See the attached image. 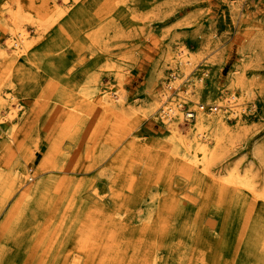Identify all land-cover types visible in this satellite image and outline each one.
<instances>
[{
    "label": "rangeland",
    "instance_id": "1",
    "mask_svg": "<svg viewBox=\"0 0 264 264\" xmlns=\"http://www.w3.org/2000/svg\"><path fill=\"white\" fill-rule=\"evenodd\" d=\"M35 3L56 8V21L42 31L24 24L38 51L33 78L8 82V63L0 60V92L26 111L14 128H0V264H264V253L248 251L244 221L227 206L213 208L215 189L172 167L163 151L173 150L166 127L145 110L180 69L170 53L184 48L191 64L179 86L203 77L204 87L225 95L240 93L237 85L249 90L240 116L226 117L210 172L252 171L263 192L264 0ZM8 36L1 27V46ZM85 87L99 89L95 100L100 90L122 93L124 113L88 105ZM199 103L204 112L215 104ZM136 137L158 153L136 150ZM15 170H23L24 182L6 198L3 184ZM178 201L193 213H179Z\"/></svg>",
    "mask_w": 264,
    "mask_h": 264
},
{
    "label": "bare ground",
    "instance_id": "2",
    "mask_svg": "<svg viewBox=\"0 0 264 264\" xmlns=\"http://www.w3.org/2000/svg\"><path fill=\"white\" fill-rule=\"evenodd\" d=\"M63 1L65 4L68 3V0ZM35 4V0H0V24L1 27H4L9 32L5 46L0 45V60H2L3 63H8V68H6L8 82H12L15 79L20 80V78L30 79L34 76L32 75V66L34 60L36 61L38 57V51L36 52L34 48L36 43L27 39V30L24 24L26 22H32L37 31H42L46 30L45 28H48L52 22L56 21V13L54 14L56 8H53L54 10H49L45 3H41L36 8ZM34 16H36V18ZM5 17L8 18V21L5 20ZM170 56H172L171 59L174 65L180 66V69L177 73L175 72L172 74L170 82H165L163 84V91L160 92V95L150 100L145 106V110L149 116L161 121L166 127V140L172 146L173 150H163L165 153H168V156L165 157L172 161L170 162L173 163L171 164L172 167L174 165V167L179 166L180 169H183L191 181H195L208 191L214 188L216 194H214L212 203L213 208L219 211L227 206V210H231L232 213L239 218V221H244L240 224V228L244 227L245 233L242 235H244V237L247 235L246 243L247 248H249V253L253 254L257 251L264 253V189L263 192L257 189V184H255L256 182L254 180L256 175H252V171L248 170L244 172V175L240 174L236 168H231L228 175L224 176L213 175V173L210 172V166L215 164L216 154L225 141V128L227 126L226 117L238 118V116H240V110H244L243 107L241 109H238V107L243 105L242 101L248 99L251 93L249 90L243 89L241 85H237L240 89V93H236L237 91L235 92L233 90L230 95H225L224 91L204 87V85H202L203 77L193 79L195 82H188L189 84L187 86L184 85V87H181L183 84L179 86L180 81L186 77L185 75L188 73L187 68L188 65L191 64V58H189L185 48L175 55L170 53ZM197 80L198 82H196ZM98 92L99 89L97 87L94 88L92 92L88 91L85 87L83 97L89 100L88 102L86 99L88 105L93 106L95 104L98 105V109L112 111L118 115L124 113L125 96L122 93L117 94L100 90V97L95 100L92 96ZM174 95L175 99L169 102V97ZM202 99L208 103H215L209 104L210 111H203L205 106L199 103V100ZM15 100V96H5L0 92V110L3 109L4 111L3 113L0 111V124H5L3 127H0L1 130H7L10 126L9 124L12 125L13 120L26 114L25 108L20 103L11 104L15 102ZM188 102L190 103L189 106L191 110L194 112V119L190 120L188 122L189 127L185 128L187 123L183 120L184 117H188V113L190 112H184L183 109L185 106L184 103ZM228 109H230L229 114L227 113ZM70 120L72 121L71 118ZM13 128L12 131L14 132ZM181 128L185 130V133ZM12 131L10 133V141H15ZM135 139L136 141L133 143L136 145V150H140L144 153H158L155 151V148L147 147L146 143H144L140 137H136ZM23 152H25V155L26 153L29 155L28 150H24ZM29 158L31 159V154ZM162 159H164V157H162ZM151 162L153 161L151 160ZM261 163L264 174V158L262 157ZM22 171L23 170H15L14 173L10 175L8 184L2 183L7 189V194H5L6 198L13 194V189L23 184L25 175ZM34 189L37 192L38 189L34 187L30 188L27 190L26 196H31L32 194L30 193H34ZM2 190H4V188H1V191ZM199 195L202 201H204V197L210 194L206 193ZM155 200H159L158 197ZM154 202L153 204H155ZM175 204L178 206L177 210L179 213L187 215L193 213L186 212L183 205L184 202L178 201V203L175 202ZM145 215L146 223H149L152 220V212L149 215L145 213ZM143 217L145 216L143 215ZM120 222L124 224L127 223L123 221V219H121ZM145 259L146 258H144V260ZM79 263V259L74 260V264ZM151 264H156V262L153 261Z\"/></svg>",
    "mask_w": 264,
    "mask_h": 264
},
{
    "label": "built area",
    "instance_id": "3",
    "mask_svg": "<svg viewBox=\"0 0 264 264\" xmlns=\"http://www.w3.org/2000/svg\"><path fill=\"white\" fill-rule=\"evenodd\" d=\"M188 112V111H187ZM187 121L194 119V112L188 113V117H186Z\"/></svg>",
    "mask_w": 264,
    "mask_h": 264
}]
</instances>
